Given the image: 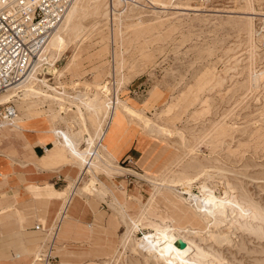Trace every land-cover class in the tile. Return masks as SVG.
Here are the masks:
<instances>
[{
  "label": "rangeland",
  "instance_id": "1",
  "mask_svg": "<svg viewBox=\"0 0 264 264\" xmlns=\"http://www.w3.org/2000/svg\"><path fill=\"white\" fill-rule=\"evenodd\" d=\"M85 2V10L79 15L84 29L79 39L69 42L52 61L42 62L36 79L52 88L59 87L69 96L97 93V103L113 102L116 107L113 114L118 119L114 139L128 125L137 128L142 136L149 134L153 142L147 140V149L153 148L151 171L155 172L142 174L143 177L139 171L107 175L98 159H92L98 168H93L92 174H86L78 184V188L87 184L89 197L76 200L85 201L92 210L103 205L109 221L96 231L98 244L93 247L100 245L95 249L99 256L85 264H157L147 263L141 251H131L135 245L133 237L122 247L126 228L109 206L112 200L109 191L104 199L93 196L103 183L120 201L126 200L130 216L140 217L142 206L150 208V214L140 218V231L134 232V237L139 238L151 232V225L164 227L173 223L172 209L150 191L152 187L144 181L146 177L178 183L193 181L187 186L189 191L198 194L204 185L217 198H224L228 190L238 210L230 213L232 241L219 246L204 234L191 237L187 233V236L208 255L202 259L206 264H264V37L258 32L264 26V0ZM253 75L259 78L258 86L252 87L250 83ZM14 105L17 115H24L18 104ZM125 107L158 124L162 131L150 132L142 120L128 116ZM51 110L55 107L51 106ZM47 114L51 113L39 115L30 124L25 120L18 129H5L36 132L65 130L68 126L74 127L73 131L83 128L72 105L66 106L61 114L63 121L50 123ZM104 117L99 110L98 120L103 122ZM85 118L93 134L97 121L93 122L88 115ZM167 130L170 135L165 133ZM47 136L50 147L42 166L67 165L74 173L55 222L65 203L77 192L72 185L79 171L65 158L51 159L57 139ZM114 141L108 151L99 148V153L114 165L132 168L129 160L120 161L121 165L113 161L110 150ZM79 147L84 149L86 145L82 142ZM11 165L15 166L14 162ZM118 185L123 186V193ZM181 197L188 198L186 194ZM188 225L179 220V227ZM40 237L41 241L45 235ZM176 237L174 230L169 239ZM30 253H24L18 261L29 259Z\"/></svg>",
  "mask_w": 264,
  "mask_h": 264
},
{
  "label": "bare ground",
  "instance_id": "2",
  "mask_svg": "<svg viewBox=\"0 0 264 264\" xmlns=\"http://www.w3.org/2000/svg\"><path fill=\"white\" fill-rule=\"evenodd\" d=\"M85 1L86 0H71L62 21L52 33L41 54L38 56V59L35 61L32 72L21 84L0 94V105L4 106L7 103H17L24 114L19 117L17 115L18 113H16L15 117L11 120L1 121L0 130L7 127L18 129L25 123V120L30 124V122L38 118L39 115H46L47 112L51 113L50 115L47 114V117L50 118V123L63 121L61 114L66 110V106H74L76 113L82 121L83 128L81 130L73 131L71 129L74 127L68 126L65 130L51 128L42 131L44 134L52 135L53 138L55 137L57 139V144L50 155L51 159L59 161L65 158L68 164H71V166L79 171L76 182L72 185V187L74 186L73 190L76 189L77 192L73 193L71 199L68 198L69 200L63 206V212L67 210L69 212L73 208L72 203L74 200L89 197L90 193L87 184L80 188H78V184L86 174H92L93 168H98V166L92 161L95 157L98 159L100 166L106 170L107 175L132 171L112 164L111 160L103 159L104 157L99 153V148L108 151L111 144V138L116 137V122L118 119L115 117L116 115L113 114L116 110V107L113 106V102H103L102 104L97 103V93L92 96L83 93L69 96L67 93H64L63 91L61 92L59 87L52 88L46 83L40 82L36 79L37 72L40 69L42 62L52 61L55 55L60 52L63 47H66L69 42L73 39H79L81 33L84 31L80 24L79 15L85 10ZM88 2L91 4L97 3L92 2V0H88ZM262 20L264 19L262 18ZM263 27L264 26H262V28ZM262 28L258 32L264 37V32H262L264 30H262ZM31 80H34L35 82ZM250 83L252 87L258 86V76H251ZM38 84H40V86ZM47 106L48 109L44 110ZM51 106L55 107V110H51ZM99 110L103 111L105 115L103 122L98 120ZM125 110L128 116L142 120L148 128L147 130L150 132L155 134L162 131L158 124L151 122L149 119H143L134 109L125 107ZM86 115L92 118L93 122L97 121V126L93 134L90 133L86 125ZM43 124L45 123H42V125ZM165 133L170 135L168 130L165 131ZM82 142L86 145L84 149H80L79 147ZM112 158L113 156H111V159ZM114 159L115 158H113V161H115ZM32 166H36L35 163H32ZM144 181L149 183L152 187L150 191L154 192L158 198L162 197L166 205L172 209L171 212L173 215L170 217L172 218L171 222L173 223L171 226L164 227H161V224L151 225V232L145 234L141 233L142 236L139 238H136V236L134 237V232L140 231L139 227L142 225L140 224L142 222L140 218L149 215L151 212L150 208L142 206L140 209V217H133L127 214L126 200L120 201L103 183H101L102 189L93 193V196L99 199H104L108 191L111 194L112 200L110 201L109 206L117 215H119L121 222L123 223L122 225L126 228L125 233L122 235L121 245L123 248L126 247L128 241L133 237L135 238V245L131 251L134 253H137V250L141 251L144 260L147 263L153 261L157 264H206L202 259L208 255L199 249L195 243L196 241H192L191 238L187 236V233L188 235L190 234L191 237L202 236V234H204L209 241H212L219 246L228 244L232 241L230 213H233L237 209L232 202L233 195L230 194L228 190L225 192L224 198H217L213 194V191L204 185H201V191H199L198 194L189 191L187 186L191 185L193 181L178 183V181L175 180L168 181L161 178L156 179L147 177ZM227 186H229V184ZM118 189L119 192L121 191L123 193L124 188L122 185H118ZM178 189L181 192H179ZM182 194H186L188 198L181 197ZM150 204H154V199H152V197L150 198ZM239 217L242 218L241 216ZM60 219H62V215L59 218L58 225L60 224ZM179 220H183L189 225L186 227H179ZM58 225H56L55 228L58 229ZM235 229L236 228H234V230ZM174 230H176L177 237L170 240L169 235L170 233L172 234ZM55 238L53 240V246ZM179 240L185 244V247L182 249L177 245ZM38 256L37 261L42 264ZM102 260L103 259H101V261Z\"/></svg>",
  "mask_w": 264,
  "mask_h": 264
},
{
  "label": "crops",
  "instance_id": "3",
  "mask_svg": "<svg viewBox=\"0 0 264 264\" xmlns=\"http://www.w3.org/2000/svg\"><path fill=\"white\" fill-rule=\"evenodd\" d=\"M148 137L128 125L117 135V140L111 138V142L115 141L110 152L119 165L122 160L130 161L132 168L126 169L134 173L139 171L140 175H152L150 154L153 148L147 149V140H153ZM48 141L49 136L42 134V130H0V264H40L37 256L44 249L45 238L40 241V234L44 233L37 231L35 226L55 228L61 215L52 249L58 263L85 264L99 256L95 249L100 245L93 247L98 244L95 242L96 231L107 226L109 221L103 205L92 210L85 201L74 200L73 208L69 212L60 210L53 222L59 204L67 198L74 173L67 165L42 166L46 149L50 147ZM32 162L36 166L27 165ZM59 183L62 184L60 189L56 188ZM112 227L117 231L113 221ZM30 251L29 259L24 257L18 261Z\"/></svg>",
  "mask_w": 264,
  "mask_h": 264
},
{
  "label": "built area",
  "instance_id": "4",
  "mask_svg": "<svg viewBox=\"0 0 264 264\" xmlns=\"http://www.w3.org/2000/svg\"><path fill=\"white\" fill-rule=\"evenodd\" d=\"M70 3L71 0H0V94L21 84L32 72ZM16 113L14 104L0 105V122L11 120ZM35 229L45 235L40 262L59 264L52 255L58 229Z\"/></svg>",
  "mask_w": 264,
  "mask_h": 264
},
{
  "label": "water",
  "instance_id": "5",
  "mask_svg": "<svg viewBox=\"0 0 264 264\" xmlns=\"http://www.w3.org/2000/svg\"><path fill=\"white\" fill-rule=\"evenodd\" d=\"M177 245H178L181 249L185 247L184 242H182L181 240H179V241L177 242Z\"/></svg>",
  "mask_w": 264,
  "mask_h": 264
}]
</instances>
